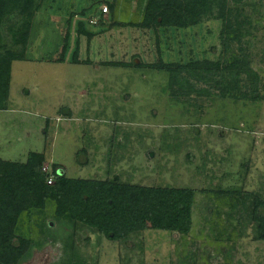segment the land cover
Returning a JSON list of instances; mask_svg holds the SVG:
<instances>
[{
    "label": "rangeland",
    "instance_id": "1",
    "mask_svg": "<svg viewBox=\"0 0 264 264\" xmlns=\"http://www.w3.org/2000/svg\"><path fill=\"white\" fill-rule=\"evenodd\" d=\"M207 1L173 30L140 25L146 0H45L36 12L0 111V159L44 155L48 186L66 176L196 198L189 234L149 225L115 242L56 220L47 202L21 225L23 264H264L253 221L264 203V0ZM108 3L117 6L102 17ZM8 20L3 53L22 52L9 31L20 18ZM181 66L184 91L172 78Z\"/></svg>",
    "mask_w": 264,
    "mask_h": 264
},
{
    "label": "trees",
    "instance_id": "2",
    "mask_svg": "<svg viewBox=\"0 0 264 264\" xmlns=\"http://www.w3.org/2000/svg\"><path fill=\"white\" fill-rule=\"evenodd\" d=\"M44 1L0 0V111L5 110V103L9 98L13 63L27 61L25 49L33 30L34 15L40 11ZM206 2L208 1L146 0L145 15L140 25L146 29L157 26L172 30L189 26L192 19L207 13ZM104 6L109 7L111 14L117 5L108 3L101 6L102 17H106L101 13ZM96 12V8L85 11L82 19L89 16L97 18ZM11 17L20 18V23L9 27L13 44L24 49L22 52L3 53L6 45L3 43L2 28ZM89 27L84 20L78 21L77 33L91 40L97 32ZM65 48H68L67 45ZM64 61L62 59L59 62ZM73 62L76 63L77 59L74 58ZM234 64L239 66V60H235ZM184 69L181 66L174 73L176 77H172L181 91H184L185 86L183 78L178 80V73ZM238 69L243 70L241 67ZM44 159V155L39 153H30L26 163L0 159V264L25 262L29 257V243L21 235V225L26 221V216L30 217L35 211L42 212L46 203L51 201L56 204V220L79 223L94 229L110 241L128 238L145 231L149 225L156 231L183 235L192 231L196 194L191 189L122 185L66 176L58 177L54 186H48V176L42 172ZM253 216L258 238L264 241L263 202H256ZM40 226L42 228L44 222L41 221Z\"/></svg>",
    "mask_w": 264,
    "mask_h": 264
},
{
    "label": "built area",
    "instance_id": "3",
    "mask_svg": "<svg viewBox=\"0 0 264 264\" xmlns=\"http://www.w3.org/2000/svg\"><path fill=\"white\" fill-rule=\"evenodd\" d=\"M109 12H110V10H109V7L108 6H104L103 8H102V11H101V13L104 15V16H107L108 14H109ZM92 23H95V22H93V21H91Z\"/></svg>",
    "mask_w": 264,
    "mask_h": 264
},
{
    "label": "flooded vegetation",
    "instance_id": "4",
    "mask_svg": "<svg viewBox=\"0 0 264 264\" xmlns=\"http://www.w3.org/2000/svg\"><path fill=\"white\" fill-rule=\"evenodd\" d=\"M115 242V241H114Z\"/></svg>",
    "mask_w": 264,
    "mask_h": 264
}]
</instances>
